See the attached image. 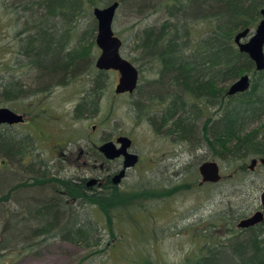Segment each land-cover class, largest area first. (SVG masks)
<instances>
[{"label": "trees", "instance_id": "16d2710c", "mask_svg": "<svg viewBox=\"0 0 264 264\" xmlns=\"http://www.w3.org/2000/svg\"><path fill=\"white\" fill-rule=\"evenodd\" d=\"M20 1L19 8L12 9L19 22L24 20L18 32V54L36 72L41 85L63 86L77 80L85 69L86 73L94 69L97 23L89 9L97 0ZM118 1L121 7L131 0H108L107 5ZM158 6L165 10V18L160 25L144 28L140 50L149 55L147 59L161 61L162 75L170 74L174 92L180 88L179 92L183 89L197 99L189 105L181 100L165 107L164 124L180 113L175 129L187 128L191 121L195 141L206 137L216 154L224 149L225 157L233 162L264 157V71L258 72L235 44L237 34L254 30L262 20L264 0H165ZM86 16L91 25L81 34L79 26ZM196 22H208L212 29L195 39L191 33ZM193 48L201 50L188 51ZM107 74L98 71V77L91 80L93 88L88 92L94 98V111ZM245 74L252 79L249 91L228 96V87ZM3 84L8 101L25 91L24 84L16 80ZM217 85L218 118L209 114L210 106L215 109ZM204 109L209 119L199 132L195 124ZM36 147L29 136L0 130V263L13 253L22 257L55 242H68L95 254L103 252L100 224L91 215L88 194L73 190L69 182L52 180L46 166L36 159L25 162L26 154ZM15 165L16 172L11 170ZM8 170L12 173L7 174ZM238 174L235 171L229 178ZM211 246L207 253L183 264H220L222 259L229 264H264V224L248 232L236 230Z\"/></svg>", "mask_w": 264, "mask_h": 264}, {"label": "rangeland", "instance_id": "374dc122", "mask_svg": "<svg viewBox=\"0 0 264 264\" xmlns=\"http://www.w3.org/2000/svg\"><path fill=\"white\" fill-rule=\"evenodd\" d=\"M107 1L97 0L98 4L89 9L92 18H94V8L106 7ZM162 1L165 0H131L120 7L113 24L115 35L123 41L120 49L121 55L140 69L143 85L155 80L158 75L155 71L152 72L151 68L155 64H149L150 60L146 59L144 51L140 50L139 43L143 38L142 32L145 27L160 25L163 22L165 10H160L158 6ZM20 2V0H0V108L7 107L23 111L28 105L33 107L38 105L36 104L38 102L36 93L39 91L41 82L35 78L36 72L30 69L26 65L25 59L22 60L18 54L21 48L18 32L24 27V20L20 19L19 22L16 15L12 13V9L14 6L19 8ZM90 19L86 16L81 20L79 26L81 34L91 25ZM211 29L212 25L208 22H196L192 25L191 35L195 39L201 38ZM92 53L95 57L93 70L86 73L85 69L78 75L77 80L70 81L63 87H56L58 85L55 84L54 95L49 101L54 108L49 114L56 118L53 119L52 124L48 123L47 129L55 134H62V137H69L72 133L71 137L77 139L80 136H89L92 126L96 125V135L102 136L103 128L108 127L107 122L111 121L110 130L121 127L126 129V133L133 134L141 141V148L144 150L143 156H146L149 153L148 150L155 148L154 144L156 143L152 138V129L148 127L146 121L149 118L147 112L150 109H146L139 118L137 114L139 108L132 98L116 96L115 88L120 78V74L116 71L107 72L108 78L104 82V98L99 103L98 110L91 115V123L86 119L71 120L70 109L85 89L83 80L87 76L89 91L93 88L91 80L98 77L95 62L101 53L98 47ZM12 80L24 84L23 90L25 91L22 96L8 101L3 95L1 87L4 85L3 83ZM47 85L48 87L52 86L51 83ZM211 113L213 114V110ZM203 123L204 120L199 125V130ZM42 124L44 122L40 124L37 121L36 128L32 130L36 142H41L39 131ZM92 135H94L93 131ZM166 146H168L167 142L162 139V149ZM221 151L225 152L224 149ZM220 154L221 152L216 154L215 151H208V157L217 158L221 169H223V174L228 175L225 182L212 189L197 190L202 219L207 220L208 217H212L215 219L216 226L205 225L203 227L129 234L118 232L115 235L117 230L110 229L113 223V213L109 209H105L104 220L105 218L106 220L101 236L103 252L95 254L89 249L84 250L80 246L68 242H55L42 247L33 254L30 253L22 257H16L13 253L10 258L0 264H183L187 259H196L195 257L200 253H207L208 248L212 247V242L234 235L238 230L235 220L241 213L255 212L261 206L260 196L264 191V167L258 164L256 171L252 172L248 167L252 159L245 162H233L224 157V154L222 156ZM12 167L11 170L16 172L18 167L16 165ZM12 171L8 170L6 173L11 174ZM235 171H238L239 174L235 179H230V175ZM91 215L100 224L99 208H93ZM125 223L121 221L118 225ZM220 264L229 263L222 259Z\"/></svg>", "mask_w": 264, "mask_h": 264}, {"label": "flooded vegetation", "instance_id": "af4514ba", "mask_svg": "<svg viewBox=\"0 0 264 264\" xmlns=\"http://www.w3.org/2000/svg\"><path fill=\"white\" fill-rule=\"evenodd\" d=\"M200 50L198 48L196 51L193 48L188 51L198 52ZM148 56L146 54V57ZM148 62L150 65L155 64L151 70L155 71L158 77L143 85L140 69L137 67L140 76L136 90L133 94L116 95L132 98L139 108L137 113L139 118L146 109H150L147 112L149 118L146 121L148 127L152 129V138L156 143L155 148L148 150L149 153L146 156H143L141 141L133 134L126 133V129L121 127L114 126L115 128L110 130L111 121L107 122L108 127L103 128L102 136L96 135V125L92 126L94 135L91 131L89 136H80L77 139L71 137L72 133L69 137H62V134H55L48 130V123L52 124L53 119L56 118L49 114L54 108L49 101L54 95L55 84L51 87L47 84L39 86V91L36 93L38 95L36 104L38 105L35 107L28 105L23 111L10 109L23 117L22 123L0 126V130L7 129L12 134L29 136L35 141L32 130L36 128L37 121L40 124L44 122L39 131L41 142L35 141L36 150H31L30 154L27 153L24 161L31 162L36 159L37 162L46 166L52 180L69 182L73 190L75 188L79 193L88 194L86 197L91 203L89 207L99 208L101 236L106 220V218L104 220L105 209L113 213V223L110 229L117 230L115 235L118 232L129 234L217 225L212 217H208L207 220L202 219L197 190L212 189L224 183L228 175L223 174L217 158L208 157L211 147L207 138L201 136V139L197 138L195 141L191 133V121L187 122V128L183 129L179 126L175 129L174 125L180 113L174 116L167 125L164 124L165 118L162 116L163 109L174 101L177 103L185 101L184 103L188 104L190 100L196 103L197 99L189 96L183 89L179 92L180 88H177V93L173 91L170 74L162 75L164 69L159 66L161 61L154 59ZM83 83L85 89L70 109L71 120L86 119L91 123V115L95 112L94 98H92V93L88 92L87 76ZM101 92L96 96L98 105L104 98L105 89ZM215 103V109L210 106L209 114L210 117L218 118L221 105L218 85L215 91ZM205 109L202 113L203 117L195 124L198 128L203 120L204 123L208 122L209 118ZM124 138L130 140L127 146L122 140ZM162 139L168 144L164 149L161 147ZM105 146H112L110 148L116 152H123L122 150L125 149L128 154L135 156V160H129L127 164L124 153L108 158L104 150ZM222 155L225 157L224 151L221 152L220 156ZM214 161L220 169V181L203 182L200 167ZM198 182H200L199 185ZM261 209L260 206L255 212L243 213L235 222L238 224L242 219H249ZM121 221L126 223L118 225ZM257 226L238 230L248 232Z\"/></svg>", "mask_w": 264, "mask_h": 264}, {"label": "water", "instance_id": "95a60500", "mask_svg": "<svg viewBox=\"0 0 264 264\" xmlns=\"http://www.w3.org/2000/svg\"><path fill=\"white\" fill-rule=\"evenodd\" d=\"M120 2L108 4L106 7H96L93 11L94 19L97 23V37L96 43L100 50V56L96 60V69L98 71L110 72L116 71L120 74L118 84L115 88L116 95L123 93L133 94L138 87V80L140 73L137 67L125 59L120 52L123 41L119 39L113 30L115 17L119 11ZM262 20L258 23L254 30L246 29L241 31L235 37V44L239 47L240 53L247 54L254 62L255 68L258 72L264 71V8L261 11ZM252 84V79L248 74L238 78L227 89V95L233 97L234 95L244 94L249 91ZM23 117L18 113L11 111L7 107L0 108V126L2 124L13 125L22 123ZM125 146L130 140L122 139ZM112 146H105V152L108 158H114L124 153L126 155V162L134 161L135 156H132L123 149V152L113 151ZM127 162V164H129ZM260 163L264 167V157L260 159H253L248 166L250 170L255 171L256 166ZM202 181L214 183L220 181V169L218 164L214 161L212 163H205L200 167ZM261 207L260 212L255 213L249 219H242L238 223V229H248L264 223V191L260 196Z\"/></svg>", "mask_w": 264, "mask_h": 264}]
</instances>
